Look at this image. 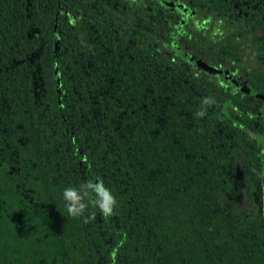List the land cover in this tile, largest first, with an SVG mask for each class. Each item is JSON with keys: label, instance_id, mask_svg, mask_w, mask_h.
I'll list each match as a JSON object with an SVG mask.
<instances>
[{"label": "trees", "instance_id": "trees-1", "mask_svg": "<svg viewBox=\"0 0 264 264\" xmlns=\"http://www.w3.org/2000/svg\"><path fill=\"white\" fill-rule=\"evenodd\" d=\"M130 1L0 0V264H264V0Z\"/></svg>", "mask_w": 264, "mask_h": 264}, {"label": "clouds", "instance_id": "clouds-1", "mask_svg": "<svg viewBox=\"0 0 264 264\" xmlns=\"http://www.w3.org/2000/svg\"><path fill=\"white\" fill-rule=\"evenodd\" d=\"M88 187L94 188L95 191L99 194L100 199L94 203H98L99 207L103 210L104 214H109L112 209L111 205L115 203L114 198L109 194L102 183L100 185H92L89 183ZM64 198L68 201L67 210L70 215L76 216L81 214L82 210L85 208V205L81 203L82 197L78 195L75 189L69 188L64 192Z\"/></svg>", "mask_w": 264, "mask_h": 264}, {"label": "flooded vegetation", "instance_id": "flooded-vegetation-1", "mask_svg": "<svg viewBox=\"0 0 264 264\" xmlns=\"http://www.w3.org/2000/svg\"><path fill=\"white\" fill-rule=\"evenodd\" d=\"M131 1H134V0H131ZM131 1H130V2H131ZM135 1H137V0H135ZM164 1H167V0H164ZM169 1L178 3V0H169ZM181 12L183 13V8H182V7H181ZM182 13H181V19L183 18V17H182V16H183Z\"/></svg>", "mask_w": 264, "mask_h": 264}, {"label": "rangeland", "instance_id": "rangeland-1", "mask_svg": "<svg viewBox=\"0 0 264 264\" xmlns=\"http://www.w3.org/2000/svg\"><path fill=\"white\" fill-rule=\"evenodd\" d=\"M181 63H182V65H183L184 67H186V68L188 67V64H187V63H185V62H181ZM225 72H226V71L222 69V72H221V73H222L223 75L225 74ZM263 168H264V167H263Z\"/></svg>", "mask_w": 264, "mask_h": 264}, {"label": "water", "instance_id": "water-1", "mask_svg": "<svg viewBox=\"0 0 264 264\" xmlns=\"http://www.w3.org/2000/svg\"><path fill=\"white\" fill-rule=\"evenodd\" d=\"M215 74H217L218 76H223V74L222 73H220L219 71H213Z\"/></svg>", "mask_w": 264, "mask_h": 264}]
</instances>
